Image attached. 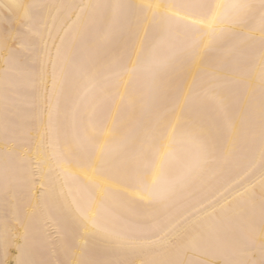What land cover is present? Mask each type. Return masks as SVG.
Returning a JSON list of instances; mask_svg holds the SVG:
<instances>
[{
  "label": "snow or ice",
  "instance_id": "obj_1",
  "mask_svg": "<svg viewBox=\"0 0 264 264\" xmlns=\"http://www.w3.org/2000/svg\"><path fill=\"white\" fill-rule=\"evenodd\" d=\"M39 7L0 0L5 12L22 13L24 25L0 37L6 109L7 88L21 75L20 61L39 52L42 29L33 22ZM77 7L67 28V21L61 22L64 35L51 45L54 56L45 43L52 81L49 146L20 163L5 151L3 196L17 199L34 221L36 210L27 211L30 203L13 189L39 172L51 203L44 224L65 217L60 227L69 253L75 255L72 241L83 230L101 237L112 254L84 258L85 246L81 258L62 264H201L188 258L199 248L224 251V264H264V0H115ZM85 37L91 38L92 54L76 58L71 53ZM242 64L251 96L237 128L230 94L234 70ZM70 97L72 133L61 138L68 119L61 102ZM125 102L139 104L142 118L118 136L112 109ZM193 102L215 115L193 118L188 112ZM2 126L8 144L7 118ZM225 127L233 139L222 154ZM116 156L122 159L114 174L107 163ZM74 168L91 173L87 183ZM205 183L211 185L206 190ZM257 187L259 260L251 243L257 224L247 211ZM2 244L7 252L9 233ZM29 247L26 229L16 264H42L30 258Z\"/></svg>",
  "mask_w": 264,
  "mask_h": 264
},
{
  "label": "bare ground",
  "instance_id": "obj_2",
  "mask_svg": "<svg viewBox=\"0 0 264 264\" xmlns=\"http://www.w3.org/2000/svg\"><path fill=\"white\" fill-rule=\"evenodd\" d=\"M25 4L36 3L41 7L33 10V22L42 29V39L37 40L36 45L39 50L38 54L26 55L19 63L17 71L21 73L19 77L13 76L7 88V109L5 108V82L3 78L4 67L3 59L0 57V264H16L18 257V248L24 244L25 230L29 233V254L30 258L42 264H62L69 259L81 258V252L86 246V255L84 258H93L104 260L111 258V253L107 248L104 240L99 237H93L83 233L78 236L72 243L75 247L71 255L68 251V242H66L64 233L61 231L60 225L65 217H60V223L50 221L44 224V219L51 206L50 201L46 199L45 190L41 187V178L39 172H34L29 182L23 186L14 188L13 191L18 197L30 203L27 211L36 210V219L29 221L24 211L18 208L17 199H13L11 195L5 198L2 194V174L5 160V151L11 153V159L17 163L26 160L29 154L33 155L38 147L47 148L50 143L48 135V119L49 110L52 101V81H51V64L48 63L47 51L45 43L51 48L53 43L59 44V38L64 35L63 31H59L61 22L67 21L64 27L67 28L73 20L76 19L75 13L79 12L78 5L87 3H109L115 0H21ZM258 2V0H255ZM70 17V19H69ZM22 13L13 15L0 9V37L5 34L13 33L23 27ZM257 36L259 33L256 34ZM91 38L85 37L78 41L76 49L71 53L76 58H87L90 52ZM52 55L55 49L51 48ZM245 65H240L234 70L232 77L234 83L231 87L230 104L231 117L237 128L244 118L248 108L251 96V87L249 86V78L245 75ZM47 72V78L42 73ZM195 69L189 72L185 83V92L188 91V85L191 84ZM74 110V97H70L67 102H61V114H68L65 127L61 129V138L65 131L68 135L72 133V112ZM188 112L193 118L211 119L215 113H209L198 102L189 105ZM7 118L9 121L8 135L11 138L8 144H5L3 121ZM111 118L115 120L117 127L121 129L118 136L123 132H127L141 120L142 111L139 104L133 105L125 102L123 105L113 107ZM221 123H223L221 121ZM224 142L220 149L222 154H226L232 146L231 130L224 128ZM121 157L111 158L107 167L112 173H118L121 166ZM212 167H215L213 165ZM84 183L88 182V175L82 173L79 169H73ZM198 181L195 187H199ZM211 185L205 183V190ZM110 188V185H104ZM101 190H96V195L101 196ZM202 194V193H201ZM119 199V198H117ZM7 200V202H5ZM260 202L261 192L257 187L253 206L247 211L254 217L257 230L251 243L256 248L255 259L259 260V244L260 233L258 225L260 221ZM63 203V201H61ZM42 210V211H41ZM67 216V213H66ZM7 232L11 237V244L7 252L3 250L2 237ZM203 243V242H201ZM230 255V253H228ZM188 258L201 261V264H224L226 253L220 250L203 251L202 248L189 252ZM237 258L242 256L237 255Z\"/></svg>",
  "mask_w": 264,
  "mask_h": 264
}]
</instances>
